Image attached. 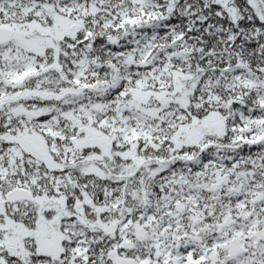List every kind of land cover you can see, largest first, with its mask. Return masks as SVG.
Returning a JSON list of instances; mask_svg holds the SVG:
<instances>
[{
  "label": "snow or ice",
  "instance_id": "6c2138e0",
  "mask_svg": "<svg viewBox=\"0 0 264 264\" xmlns=\"http://www.w3.org/2000/svg\"><path fill=\"white\" fill-rule=\"evenodd\" d=\"M0 264H264V0H0Z\"/></svg>",
  "mask_w": 264,
  "mask_h": 264
}]
</instances>
